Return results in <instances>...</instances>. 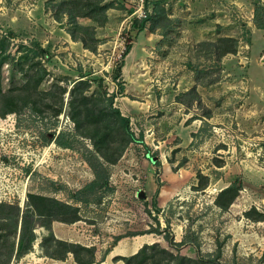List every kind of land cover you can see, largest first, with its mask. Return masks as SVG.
Instances as JSON below:
<instances>
[{
    "label": "rangeland",
    "instance_id": "1",
    "mask_svg": "<svg viewBox=\"0 0 264 264\" xmlns=\"http://www.w3.org/2000/svg\"><path fill=\"white\" fill-rule=\"evenodd\" d=\"M263 9L264 0H0L1 88L17 102L0 116V264H264ZM146 15L134 34L131 21ZM79 79L103 106L113 95L145 145L124 144L114 124L101 157L70 118ZM234 181L237 193L219 197ZM28 194L49 198L52 216L33 211Z\"/></svg>",
    "mask_w": 264,
    "mask_h": 264
},
{
    "label": "trees",
    "instance_id": "2",
    "mask_svg": "<svg viewBox=\"0 0 264 264\" xmlns=\"http://www.w3.org/2000/svg\"><path fill=\"white\" fill-rule=\"evenodd\" d=\"M96 7H99L96 5ZM260 8L256 6V9ZM100 11L104 9V7L98 8ZM264 10V9H263ZM88 15V14H87ZM70 21L74 22L75 18L73 16H69ZM150 19H153L152 15H146L143 18L137 19L134 18L130 23V29L134 32V34L142 31L145 28V23L149 21ZM259 28H264V22L258 24ZM69 34L73 40H80L83 44L84 48H88L90 50H93L94 48L92 46H89L86 41L83 38H77L76 34L73 30H69ZM9 35H12L11 32H9ZM225 41H234L233 38H224ZM6 43L5 40L0 39V68L3 63V60L5 59V50H6ZM130 44H127L125 46V49L123 50L121 56L124 57L126 53L130 50ZM36 49L39 53H41L45 59L49 58V53L41 48L40 45L36 44ZM235 48L234 46L230 50H225L221 52V55L228 53V52H234ZM82 77V76H81ZM115 78V76H114ZM41 82V75H37V77H29L25 80L23 84L24 90H30L37 86ZM118 91L122 92L123 87L121 85V81L118 80ZM89 80L87 79H79L74 81L73 86L70 90L71 99L68 102L69 105V113L70 118L75 123V126L77 130L83 135L88 137L92 141V145L95 148L97 152L101 155V157L106 158V154L103 152V149H106V147L110 144L111 140V133L113 132V125L116 124L121 127V133H123L124 137V144L130 143V142H140L142 145H145L143 142V139L141 135L139 137H135L134 133L130 130L129 127V118L127 116H124L121 114L120 110L115 107L112 104V96L111 94L108 95L110 97V101L103 106L100 102L96 101V96L94 94L88 95L86 92L89 90ZM30 93V91L27 92V94ZM100 95V94H99ZM98 95V96H99ZM17 108V102H15V95L12 94V92L6 93L2 91L1 88V81H0V116H3L7 112H12ZM92 126H89L90 128H87V133L82 132V125L84 123H92ZM146 147V146H145ZM114 159H111L109 161H113ZM240 187L239 181L232 182L229 186H227L225 189H223L219 193V197L221 195L230 193L229 199L234 196L238 189ZM28 197L31 199V203L29 204L33 211L37 212L38 214H44L47 213L49 216H52L53 213L48 212L44 209V201L49 200V198L38 196L35 194H28ZM51 202H54V199L51 200ZM57 203V201H55ZM54 202V203H55ZM41 204V205H40ZM64 221H66L64 219ZM23 234V233H22ZM33 235V234H31ZM32 239V236L30 240ZM18 247H22V235L19 238L18 241ZM143 249V248H142ZM141 249V250H142ZM68 251H72L69 248ZM73 252V251H72ZM140 252H137L133 255H131V258H135L138 256ZM171 257H179L173 254H170ZM124 257V256H123Z\"/></svg>",
    "mask_w": 264,
    "mask_h": 264
},
{
    "label": "crops",
    "instance_id": "3",
    "mask_svg": "<svg viewBox=\"0 0 264 264\" xmlns=\"http://www.w3.org/2000/svg\"><path fill=\"white\" fill-rule=\"evenodd\" d=\"M124 253V252H123ZM123 253L122 254H120V255H123Z\"/></svg>",
    "mask_w": 264,
    "mask_h": 264
}]
</instances>
